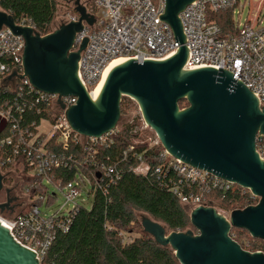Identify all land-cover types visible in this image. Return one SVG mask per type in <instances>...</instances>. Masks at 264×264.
<instances>
[{
    "label": "built area",
    "instance_id": "obj_1",
    "mask_svg": "<svg viewBox=\"0 0 264 264\" xmlns=\"http://www.w3.org/2000/svg\"><path fill=\"white\" fill-rule=\"evenodd\" d=\"M74 1H69L70 9L63 15L60 24L78 21ZM77 1L94 19L90 26L82 22V31L75 35L72 46V51H77L86 39L77 63V79L89 95L106 66L114 59L160 61L169 58L179 48V42L169 26L161 20L164 0ZM238 5L239 0H195L179 13L184 46L188 51L183 69H222L232 74L235 81L243 85L258 106L263 108L264 20L259 18L260 8L251 14L245 24L237 25L235 34L223 33L214 18L218 13L231 11L233 14ZM15 24L35 30L24 18L15 21ZM23 49L21 37L14 36L5 27L0 30V174L4 178V188L16 192L18 199V205L10 215L12 218L0 215V220L4 222L0 221V224L7 228L17 244L34 253L38 264H42L55 233L66 232L73 213L77 208L84 207L76 202L77 198H81L82 191L85 189L92 202L94 193L102 184H113L117 180L115 166L98 158L102 147L113 144L112 136L117 127L99 138L83 137L72 131L65 111L74 106L77 99L70 96L61 98V110L56 103L57 95L36 91L26 78L20 79L23 76ZM12 74L14 76L9 78ZM28 112H33L37 120L27 121ZM41 122L48 124L49 131L39 132ZM52 139L60 145L62 153L45 148ZM144 144L134 141L121 153L122 160L128 157L136 163L130 169L136 176H145L150 169L143 152L135 149V146ZM156 145L160 146L157 139L153 145L148 143L147 149ZM71 148L73 153L65 154ZM255 152L264 161V138L262 142H256ZM157 160L155 173L164 179L170 176L165 185L189 212L198 207H209L211 195L216 192L229 195L234 204L242 206L229 210L214 209L226 220H229L231 212L255 206L259 201L248 189L191 167L163 149ZM71 167H74L75 174L69 182L63 183L62 178L50 175L54 170H70ZM17 176L25 179L18 191L12 180ZM32 179L40 181L22 190V183ZM43 184L61 191L65 204L72 206L67 214L45 216L39 212V204L44 200L47 202L46 195L51 201L55 199L46 190L44 194L39 192L38 188ZM11 206L12 203L9 210ZM231 232L232 229L229 236L234 241ZM237 244L249 253L264 254L260 250L250 252L247 242Z\"/></svg>",
    "mask_w": 264,
    "mask_h": 264
},
{
    "label": "water",
    "instance_id": "obj_2",
    "mask_svg": "<svg viewBox=\"0 0 264 264\" xmlns=\"http://www.w3.org/2000/svg\"><path fill=\"white\" fill-rule=\"evenodd\" d=\"M193 1L164 0L161 20L179 42L176 53L160 61L129 59L115 67L95 101L77 79V63L86 39L72 51L82 22L90 26L94 20L77 0L74 10L78 21L60 24L45 36L17 26L1 10L0 30L5 27L24 41L20 79L26 78L36 91L57 95L61 110V98L77 99L65 111L72 131L93 138L113 131L120 118L121 99L129 98L167 154L248 189L259 199L255 206L231 212L229 220L210 207L190 211L189 222L196 233L168 232L143 215L140 225L145 235L170 248L179 264H264L263 253L244 251L229 236L231 229H238L264 243V161L255 152L256 142L264 138V107L260 108L252 94L222 69H183L188 51L178 15ZM181 101H186V108H179ZM3 179L0 174V193H5L0 213L9 210L12 203ZM0 264H38L34 253L17 244L1 224Z\"/></svg>",
    "mask_w": 264,
    "mask_h": 264
},
{
    "label": "trees",
    "instance_id": "obj_3",
    "mask_svg": "<svg viewBox=\"0 0 264 264\" xmlns=\"http://www.w3.org/2000/svg\"><path fill=\"white\" fill-rule=\"evenodd\" d=\"M56 1L58 0H0V10L9 14L14 21L24 18L37 33L44 36L49 33L48 27L56 14ZM228 13L214 16L217 17L216 22L223 33L228 31ZM183 103L179 102L180 109L184 108ZM28 113L26 119L32 121L34 113ZM114 133L113 144L102 147L98 158L115 166L117 180L113 184H102L96 190L89 209H76L67 231L55 233L42 264H179L170 248L158 245L144 234L132 239L129 232L132 224L139 227L137 214L147 215L151 220L165 226L168 232H185L191 227L189 212L165 185L170 176L167 175L164 179L155 173L154 167L158 165L157 157L162 149L159 145L147 149V143L135 146L137 152H143L150 166L145 176H136L130 170L136 163L128 157L126 160L121 159L122 151L137 139L138 133L134 131V125H123ZM45 148L55 153L63 152L53 139L47 142ZM72 153L71 148L65 154ZM74 174V167H71L70 170H54L50 175L62 178L63 183H66L74 179ZM39 181H25L21 189L30 188ZM43 187L38 188L41 194H44ZM46 200L48 204L51 203L47 195ZM208 206L216 210L242 207L234 204L229 195L218 192L211 195ZM231 234L235 242H247L250 252L263 251L264 245L252 244V238L246 231L232 229Z\"/></svg>",
    "mask_w": 264,
    "mask_h": 264
},
{
    "label": "rangeland",
    "instance_id": "obj_4",
    "mask_svg": "<svg viewBox=\"0 0 264 264\" xmlns=\"http://www.w3.org/2000/svg\"><path fill=\"white\" fill-rule=\"evenodd\" d=\"M66 1L68 0L56 1L57 2L56 14L54 16L52 23L48 27L49 33L53 32L59 27L60 25L59 22L61 21L63 15L67 11H69L70 9L68 5L69 1L68 2ZM258 8H260L261 10L259 18L264 20V0H239V5L235 7L233 10L234 13L232 14L231 11L228 13L229 16H227V19H226L227 20L226 27L228 28V31L225 32V34H229V35L235 34L237 30L236 29L237 25L245 24V22L251 17V11L252 10L257 11ZM215 20L217 21V17H215ZM122 60H126V59H122ZM183 102L184 103L182 105L184 108H186L187 103L186 101H183ZM120 107H121L120 108V118L117 122L116 127L119 129V128H122L123 125L133 124L134 131L138 133V136L136 137L137 138L136 141L144 142L147 144L149 143V145H153L156 142V136L152 130H150L148 127L147 128L144 127L136 103L129 98L122 97ZM48 127L49 126L46 122H41L40 127H39V132L44 133L47 130L49 131V129H47ZM12 180L14 181L13 186L16 188V191H18L21 181L25 179L17 176V178L14 177L12 178ZM43 186L46 192H48L50 195L52 194L55 196V199L52 200L51 203L49 204L45 200L42 201V204H39L38 210L40 213H42V215L51 216L52 214H56V213L67 214L72 209L71 204H68V205L65 204L64 197L60 190H57L52 185H48V184H43ZM17 194L21 195L19 192ZM4 201H5V193L4 191H2L0 193V203H3ZM76 202L79 205H84L86 209L90 208L91 199L87 197L85 193V189L82 191L81 198H77ZM0 215L7 219L12 218L10 215L6 214L5 210L2 213H0ZM143 215L144 214H137L136 216L139 227H135L134 224L130 226L131 229L129 230V232H131L130 237L132 239L137 238L144 234L141 228V225H140V220ZM188 230H191L194 233H196V231L192 227H190ZM243 239L247 240L245 237H243ZM251 243L254 244L255 246L264 245L262 241L257 240V239H252ZM262 250L264 251V248Z\"/></svg>",
    "mask_w": 264,
    "mask_h": 264
},
{
    "label": "bare ground",
    "instance_id": "obj_5",
    "mask_svg": "<svg viewBox=\"0 0 264 264\" xmlns=\"http://www.w3.org/2000/svg\"><path fill=\"white\" fill-rule=\"evenodd\" d=\"M255 13V10H252L251 11V14H254ZM122 59H126V58H123V57H121V58H116V59H114L112 62H110L107 66H106V68L104 69V71H103V73H102V75H101V77H100V79H99V81L97 82V84L92 88V92H91V94H90V98H91V100L93 101H95L97 98H98V96H99V94H100V91H101V89H102V87H103V85H104V82H105V80H106V78H107V76H108V74L110 73V71L112 70V69H114L115 67H117V66H119V64H123V63H125L128 59H126V60H122ZM1 221V220H0ZM3 224H4V222L3 221H1Z\"/></svg>",
    "mask_w": 264,
    "mask_h": 264
},
{
    "label": "flooded vegetation",
    "instance_id": "obj_6",
    "mask_svg": "<svg viewBox=\"0 0 264 264\" xmlns=\"http://www.w3.org/2000/svg\"><path fill=\"white\" fill-rule=\"evenodd\" d=\"M9 185H11V183H9ZM15 193L16 192L13 193L12 190L9 193V197L12 199V206H11V209L9 211L5 210L7 215H11L13 213V211L16 209L17 205H18V199H17Z\"/></svg>",
    "mask_w": 264,
    "mask_h": 264
}]
</instances>
